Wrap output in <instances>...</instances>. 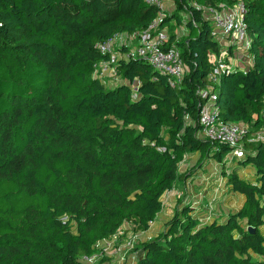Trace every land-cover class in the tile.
I'll return each mask as SVG.
<instances>
[{
    "label": "trees",
    "instance_id": "trees-1",
    "mask_svg": "<svg viewBox=\"0 0 264 264\" xmlns=\"http://www.w3.org/2000/svg\"><path fill=\"white\" fill-rule=\"evenodd\" d=\"M173 1L167 14L147 0H0V264H86L126 222L150 228L188 153L232 152L200 137L198 90L222 49L205 8L245 4L253 65L221 78L216 103L224 121L264 126V0ZM162 12L161 27L189 15L186 37L167 41L187 68L180 86L141 58L117 63L116 87L93 76L111 58L100 43ZM250 137L239 163L254 180L228 174L242 207L203 224L185 206L137 264H264V141Z\"/></svg>",
    "mask_w": 264,
    "mask_h": 264
},
{
    "label": "rangeland",
    "instance_id": "rangeland-1",
    "mask_svg": "<svg viewBox=\"0 0 264 264\" xmlns=\"http://www.w3.org/2000/svg\"><path fill=\"white\" fill-rule=\"evenodd\" d=\"M162 1V9L167 14L176 11L175 1ZM179 16L182 23H179L177 18H172L166 23L165 28L169 35L175 34L177 39L182 40L188 32L185 21L189 15L180 12ZM123 36H119L115 43V48L119 50ZM245 50L235 46L231 60L236 63L239 58L248 59ZM117 63L95 65L93 76L100 78L107 87L118 86L125 80L116 72ZM260 131H262L260 138L258 136L254 142L264 141V126ZM232 172H237L242 178L254 180L255 169L251 166H242L234 152L227 154L224 160H216L209 156L202 161L199 152L188 153L179 166L180 178L171 191L164 193L163 210L151 223L150 228L143 231L135 223L126 222L115 235L99 242L90 258L83 260L86 264H137L142 255V251L138 250L140 243L165 231L167 222L185 206L193 208L191 215L200 223H208L213 219L225 220L244 203V196L233 191L229 184L228 174Z\"/></svg>",
    "mask_w": 264,
    "mask_h": 264
},
{
    "label": "built area",
    "instance_id": "built-area-1",
    "mask_svg": "<svg viewBox=\"0 0 264 264\" xmlns=\"http://www.w3.org/2000/svg\"><path fill=\"white\" fill-rule=\"evenodd\" d=\"M147 1L163 6L162 0ZM244 12L245 4L242 1L238 2L235 7L224 3L218 9L205 8L206 18L211 23L212 35L219 39L217 41L222 45V49L212 58L213 68L208 76L209 85L198 90L199 95L204 99L199 111V121L202 126L200 137L230 146L237 158L245 155L246 136L249 133L253 134V137H250L248 141L254 142L258 136L260 138L262 131L253 129L250 124L224 121L221 117L220 107L216 103L218 94L215 89L220 84L221 78L237 67L236 63L231 60V57L234 56L235 46L240 50L245 48L247 56L252 57V38L247 30ZM164 17L165 14L162 12L146 29L132 34H117L100 43L99 47L102 52L109 54L111 58L97 64H113L122 59L128 61L133 58H141L154 70L166 74L173 87L180 86L187 74V68L181 50L176 46H167L169 33L165 27H161ZM119 36H123V42L119 46L120 50L115 48ZM124 47L126 50L122 51ZM262 117L264 118V111Z\"/></svg>",
    "mask_w": 264,
    "mask_h": 264
},
{
    "label": "crops",
    "instance_id": "crops-1",
    "mask_svg": "<svg viewBox=\"0 0 264 264\" xmlns=\"http://www.w3.org/2000/svg\"><path fill=\"white\" fill-rule=\"evenodd\" d=\"M253 65V59L248 58V59H238V62H236V66L243 69V70H247L248 68H250Z\"/></svg>",
    "mask_w": 264,
    "mask_h": 264
},
{
    "label": "water",
    "instance_id": "water-1",
    "mask_svg": "<svg viewBox=\"0 0 264 264\" xmlns=\"http://www.w3.org/2000/svg\"><path fill=\"white\" fill-rule=\"evenodd\" d=\"M250 230H251V231H254L253 227H250Z\"/></svg>",
    "mask_w": 264,
    "mask_h": 264
}]
</instances>
